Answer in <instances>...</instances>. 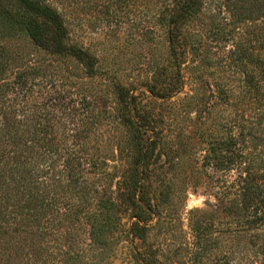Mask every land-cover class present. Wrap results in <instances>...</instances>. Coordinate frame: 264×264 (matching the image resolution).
I'll return each mask as SVG.
<instances>
[{
  "label": "trees",
  "instance_id": "obj_1",
  "mask_svg": "<svg viewBox=\"0 0 264 264\" xmlns=\"http://www.w3.org/2000/svg\"><path fill=\"white\" fill-rule=\"evenodd\" d=\"M127 4L167 26L174 73L151 96L164 102L196 84L180 100L194 115L192 137L107 74L108 106L44 92L55 77L72 79L67 62L97 74L87 48L69 41V14L90 6L117 17ZM230 4L233 20L249 25L244 39L227 63L204 55L192 67L182 60L183 30L201 0H0V264H116L122 250L128 264H187L181 254L195 264H264V0ZM118 121L123 129L107 128ZM185 164L216 203L190 210L186 240L175 242L187 196L175 170ZM153 231L171 240L152 249ZM174 247L177 255H165Z\"/></svg>",
  "mask_w": 264,
  "mask_h": 264
},
{
  "label": "rangeland",
  "instance_id": "obj_2",
  "mask_svg": "<svg viewBox=\"0 0 264 264\" xmlns=\"http://www.w3.org/2000/svg\"><path fill=\"white\" fill-rule=\"evenodd\" d=\"M202 10L191 20L188 27L183 30L184 37L187 39L188 50H185V56L182 60L185 61L186 66L194 67L198 60L204 55L209 56L215 62L227 63L230 59L229 51L232 46L244 39L245 32L248 30L247 24L243 22H235L232 16V5L230 0H201ZM177 5L173 2L166 12L169 13ZM143 9V10H142ZM110 11V10H109ZM165 13V15H167ZM82 16L81 19L79 17ZM77 16L74 13L69 14V41L71 43L80 44L86 47L89 54L96 60L97 74L92 78L84 75L76 62H67V66L71 72V80L65 86L59 81V77H55V82L51 90L44 92H51L64 89L68 96L65 99L75 98L72 93H77L80 96H87L91 99H96L99 103L98 108L108 106L110 104L109 94L104 84L105 75L113 76L116 80L121 82L130 94H135L141 98V103L146 107L160 113L164 118L171 119L176 117L179 120V126L188 137L193 136L195 126L193 123L194 115L183 114L181 99L184 98L189 87L195 86L188 82L183 93L167 97L166 101H159L154 99L147 91L150 89L162 90L166 89L168 85L169 76L174 73V67L167 53V26L160 21L150 19L146 13L144 6L135 7L126 5V8L118 14L117 17L108 14H99L98 10L90 9L86 6L84 15ZM153 21V22H152ZM141 22V24H139ZM259 22H256L258 25ZM139 26V27H138ZM220 28L222 32L215 33V29ZM254 32L258 31V26L252 29ZM195 35V36H191ZM198 37V38H197ZM200 37V39H199ZM21 45L26 46L22 41ZM197 48V53L194 49ZM196 53V54H195ZM39 58L44 61H50L52 58L45 54L39 53ZM195 61V62H194ZM172 73V74H171ZM207 72L203 74L197 71L195 77L200 75L207 76ZM225 75L231 76V71L223 72ZM238 74L231 76V79L238 78ZM194 78V75L192 76ZM197 78V79H198ZM196 79V81H198ZM193 81V80H192ZM174 79H171V83ZM233 83V82H232ZM157 93V92H156ZM38 95V94H37ZM56 95V94H55ZM60 98L62 96H53L52 98ZM187 117V118H186ZM84 121H78L75 124L82 126ZM117 122L107 128L118 127L123 129V126L117 125ZM118 137V134L116 135ZM92 138V145L98 144L97 138ZM70 139V138H69ZM194 146L197 149V159L199 158L200 142L197 138H193ZM91 144V143H90ZM191 167L188 164L180 165L175 172L178 177L186 185L187 196L185 199L184 210L179 211L182 221V232L179 234V229H172L176 231L172 236L175 242H183L186 240L185 235L189 233L186 223V215L192 209H208L209 206L216 203V200L210 195L207 183L203 179L193 180V174H189ZM177 224V223H176ZM179 228V226H176ZM181 227V226H180ZM155 233L153 231L151 236ZM171 237L167 232L161 235H153L149 239L152 249H155L158 241H170ZM148 241V244H149ZM178 250L169 248L165 255L173 257L177 255ZM128 257L122 250L120 257H118L116 264H128ZM179 259L187 264H195L190 261L188 255L181 254ZM251 260L249 256L247 261ZM254 263V262H253Z\"/></svg>",
  "mask_w": 264,
  "mask_h": 264
}]
</instances>
